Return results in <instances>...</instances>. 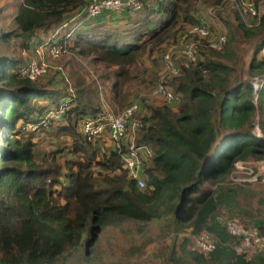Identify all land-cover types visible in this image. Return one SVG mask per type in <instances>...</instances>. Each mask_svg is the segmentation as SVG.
<instances>
[{"label": "trees", "instance_id": "16d2710c", "mask_svg": "<svg viewBox=\"0 0 264 264\" xmlns=\"http://www.w3.org/2000/svg\"><path fill=\"white\" fill-rule=\"evenodd\" d=\"M88 1L21 0L11 30H0V264H63L77 252L89 262L90 254L97 256L98 239L107 241L108 232L128 228L136 236L155 219L166 220L170 231L187 236L160 250L163 264H264L262 255L247 262L238 254L233 246L240 239L229 235L222 219L214 218L223 211L248 227L247 220H257L241 202L247 189L223 183L236 162L264 160V126L263 136L254 133L264 88L256 105L251 83L256 74L264 75V59L258 58L264 40L255 50L249 74L239 81L231 80L230 66L208 58V53H221L205 50L198 64L180 58L181 75L168 80L170 88L183 94L180 104L151 106L146 113L140 101L144 126L136 145L148 146L153 153L144 171L147 188L140 189L124 169L129 146L104 149L101 139L89 142L81 131L85 118L104 110L99 87L90 91L76 84L78 95L64 121L44 125L46 111L71 97L42 84L44 77L22 78L19 69L29 59L17 49L34 50L72 20L71 51L109 71L102 78L111 86L103 94L119 114L131 105L127 84L153 90L160 79L163 70L158 76L146 71L140 59L152 57L166 44L163 58L190 27L203 23L195 10L198 0H148L141 12H105L87 19L79 14ZM234 13L245 37L264 32V18L258 27H248L239 12ZM234 38L228 37L224 58L230 57ZM3 46L12 50L5 52ZM41 135L50 138L51 145L36 141ZM206 185L216 189H203ZM256 225L264 235V224ZM202 231L216 237L214 252L191 247L190 237ZM148 241L140 246L126 242L123 254L138 257Z\"/></svg>", "mask_w": 264, "mask_h": 264}, {"label": "built area", "instance_id": "2783aa9c", "mask_svg": "<svg viewBox=\"0 0 264 264\" xmlns=\"http://www.w3.org/2000/svg\"><path fill=\"white\" fill-rule=\"evenodd\" d=\"M227 3L233 12L238 11L242 19L261 21L264 16V4L259 0H222ZM149 5L148 0H89L81 10L79 16H86L87 19L98 17L107 13H136L143 11ZM216 16V12H211ZM262 18V19H261ZM71 21H65L60 25L48 39L38 47L30 51L21 50L22 56L28 58L27 64L19 69V75L31 81H37L49 74V66L45 57L54 60L61 59L72 53L70 41L75 28H71ZM246 24V23H245ZM219 25L215 20L208 19L200 25L190 27L187 33L173 43L163 55V68L156 87L151 92V97L161 100L164 104L175 106L182 102L183 94L168 86V80L178 77L182 72V64L179 59L192 64H198L205 59L203 53H222L228 43V30ZM248 27L254 26L246 24ZM257 25V24H256ZM224 27V28H223ZM260 56L264 59V44ZM69 83V81H68ZM254 101L257 104L260 92L264 88V75L255 76L252 81ZM104 110L95 117L85 118L81 122V131L89 142H96L97 139L107 137L112 147L121 149L127 140H130L128 151L123 155L124 169L127 171L129 180L137 182L140 189L147 188L144 177L145 166L152 159L153 153L148 146H137L136 139L138 132L143 128L144 121L140 116L141 102L134 101L121 113H116L107 101L103 98L102 85H99ZM71 98L62 101L57 107L46 111L42 124H58L67 117L69 103L76 97L75 89L70 86L68 89ZM37 126H33L35 130ZM257 136H262L257 127ZM230 180L236 186L264 185V160L261 161H238L235 163ZM229 235L240 239V243L234 245L235 251L242 255L247 262H254L258 250L264 246V235L244 225L235 217L226 216L222 219ZM192 248L199 253L209 254L214 252L217 245L216 237L208 232L202 231L190 237Z\"/></svg>", "mask_w": 264, "mask_h": 264}, {"label": "rangeland", "instance_id": "374dc122", "mask_svg": "<svg viewBox=\"0 0 264 264\" xmlns=\"http://www.w3.org/2000/svg\"><path fill=\"white\" fill-rule=\"evenodd\" d=\"M20 1L21 0H0V9L2 10V14L0 15V30H11L10 25L12 18L14 14L17 13ZM259 1L264 4V0ZM195 7V10L200 16L201 21L207 22L208 19L212 18L217 23H219L220 27L224 26L228 30L229 38L235 35L234 41L229 46L231 53L229 58H224L226 57V49L220 55H212L208 53V58L211 60L220 61L230 66L233 69L231 73V80L233 82L243 79L249 74L250 64L255 50L257 46L261 45V42L264 40V32L255 38L245 37L243 32L239 31L237 28L238 21L236 20L235 13L231 10L230 6L222 0H198ZM211 12H216V16H212ZM262 18H264V16H262ZM242 21L248 25L257 24V27L261 24V21L251 22L249 19H242ZM173 41L174 40H170V43H173ZM39 45L40 44L37 46ZM165 46L166 44L163 45L160 50L156 51L152 57H148L147 55L144 56L138 62L139 65L144 70L154 72L158 76L163 68V58L161 55ZM21 48L17 49L19 54L21 50L26 49L25 47ZM11 50V47L3 46V51L10 52ZM258 58L262 59L260 55ZM45 59L49 66V74L41 79L40 82L50 87L54 86L64 95L69 94L68 89L70 86L75 89V93L77 94L75 86L78 83L82 88L90 87V91H93L92 86L95 88V86L99 87V85H102L103 90L106 91L111 86V82H108L105 78H102L107 75V73H109L106 68L93 63L91 60H86L79 57L73 51L70 55L64 56L58 60H54L48 56H46ZM255 76H257V74ZM103 90L102 95L104 98ZM125 90L126 92H131L130 103L138 100L143 102V111H146V113V109H148V107L157 105V99L150 96L152 89L148 90L144 87L138 88L132 84H127L125 86ZM99 93L102 99L100 90ZM104 99L106 100V98ZM40 103L41 105L45 104L43 101H40ZM100 104L101 107H104L102 100L100 101ZM107 104H109L110 107L115 111L113 105L109 101H107ZM143 114L144 113H142L140 116L143 117ZM261 125L264 126V106L263 109H258L254 128V132H257L258 127L260 129L261 135L263 136ZM35 139L36 141L42 142V144L46 147L51 145L52 142L50 138H44L43 135L38 136ZM101 140L103 145L105 144L104 149H110V147H112L107 137H103ZM223 185L236 186L232 184L230 176L227 177V180L224 181ZM207 187L213 190L216 189L215 185H206V187L203 186L202 188L206 189ZM240 187H243L248 191V196L243 198L241 201L242 204L257 216V220L261 219L264 222V185ZM229 215L230 214H227L226 212L220 211L215 214L214 218L223 219ZM254 221L255 219L247 220L249 224L253 223ZM169 225V222H166V220L155 219L148 223L142 232L138 233L136 236H133L128 228L125 230L119 229L120 232L118 233L108 232L110 236L108 237L107 241L102 238L98 239L97 245L100 247L98 249V253L96 252L97 256L95 254H90L91 260L89 259V262L84 260L81 253L79 254V252H77L70 253L67 256V260L63 264H163L162 259L159 256L160 250L175 238H177L179 242L187 238L185 233L170 231ZM147 239L150 241L145 244L146 247L144 248L141 255L132 259L126 258V256L123 254V249L126 246V242H133L137 246H140ZM189 241L191 242V239H189Z\"/></svg>", "mask_w": 264, "mask_h": 264}, {"label": "crops", "instance_id": "0c3cea01", "mask_svg": "<svg viewBox=\"0 0 264 264\" xmlns=\"http://www.w3.org/2000/svg\"><path fill=\"white\" fill-rule=\"evenodd\" d=\"M106 23H107V22H106ZM111 23H112V22L109 21L108 24L110 25ZM215 27H216V29L221 28L220 25H215ZM51 36H52V35H51ZM39 44H40V43H39ZM37 45H38V44H37ZM37 45H36V46H37ZM37 47H38V46H37ZM156 103H157V105H159V106H160V105H163V102H162L161 100H159V99L156 100ZM129 144H130V142L127 141L124 145L128 147ZM215 219H216V218H215ZM259 223H260V224H264L263 220L258 219V220L254 221L253 223L250 224V228H255V230H256V229L259 230L260 226H257V225H256V224H259ZM257 255H258V256L262 255V256L264 257V246H261V247L259 248Z\"/></svg>", "mask_w": 264, "mask_h": 264}]
</instances>
